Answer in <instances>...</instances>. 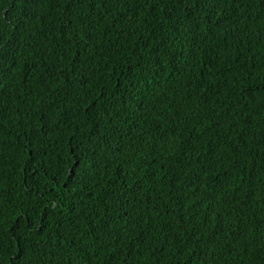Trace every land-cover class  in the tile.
Masks as SVG:
<instances>
[{
	"label": "trees",
	"instance_id": "trees-1",
	"mask_svg": "<svg viewBox=\"0 0 264 264\" xmlns=\"http://www.w3.org/2000/svg\"><path fill=\"white\" fill-rule=\"evenodd\" d=\"M0 264H264V0H0Z\"/></svg>",
	"mask_w": 264,
	"mask_h": 264
}]
</instances>
